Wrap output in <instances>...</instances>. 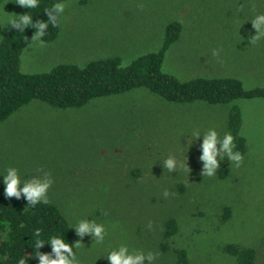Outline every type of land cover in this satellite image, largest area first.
<instances>
[{
	"label": "rangeland",
	"instance_id": "rangeland-1",
	"mask_svg": "<svg viewBox=\"0 0 264 264\" xmlns=\"http://www.w3.org/2000/svg\"><path fill=\"white\" fill-rule=\"evenodd\" d=\"M17 2L0 0V41L13 27L9 19L24 10ZM64 4L57 38L43 44L34 38L22 54L23 72H48L60 64L84 67L110 57L121 58L126 66L160 51L166 27L178 21L182 33L165 54L166 73L182 82L232 77L245 89L264 87V36L253 40L251 23L264 14V0ZM233 107L241 114L243 159L237 166L220 152L215 174L203 175L202 137L193 134L212 128L221 137L230 133ZM169 156L178 162L171 172L164 167ZM8 167L23 177L50 176L48 201L71 226L83 219L105 226L101 244L88 234L77 236L80 264H109L108 252L122 244L132 252L156 254L153 264H236L224 249L238 244L254 249L255 264H264L262 98L178 104L138 88L95 98L80 108L33 101L0 122V173ZM170 221L177 227L171 235Z\"/></svg>",
	"mask_w": 264,
	"mask_h": 264
},
{
	"label": "trees",
	"instance_id": "trees-1",
	"mask_svg": "<svg viewBox=\"0 0 264 264\" xmlns=\"http://www.w3.org/2000/svg\"><path fill=\"white\" fill-rule=\"evenodd\" d=\"M69 0H62L66 2ZM58 0H39L38 7L26 9L21 15L32 16L33 21H47L45 10ZM85 2V0H82ZM19 16L16 19H19ZM26 27V28H25ZM36 29L32 25L12 27L0 41V122L6 121L16 111L33 101H40L57 109L80 108L95 98L124 94L138 88H146L170 103L202 101L210 105L230 104L239 99H264V87L245 89L241 80L232 77H200L182 82L163 70L165 54L181 37L182 24L178 21L166 27L162 48L136 58L129 65H122L119 57L90 62L84 67L75 64H60L48 72L25 73L21 68L24 50L34 39ZM60 31L59 23L48 24L44 43L53 42ZM241 114L237 107L230 111L229 130L234 137L235 151L246 152V141L240 135ZM23 196H4L0 188V258L3 264H16L24 257L27 264H38L35 259L34 230L40 228L41 239L59 235L70 245L78 238L62 210L52 202L27 208ZM5 223L7 227H5ZM170 221L167 232L176 231ZM4 237H7L6 239ZM76 251V249H74ZM225 252L235 258L236 264H255L256 252L238 244H228ZM41 253L51 252L50 245H43ZM182 259L185 253L180 252Z\"/></svg>",
	"mask_w": 264,
	"mask_h": 264
},
{
	"label": "clouds",
	"instance_id": "clouds-1",
	"mask_svg": "<svg viewBox=\"0 0 264 264\" xmlns=\"http://www.w3.org/2000/svg\"><path fill=\"white\" fill-rule=\"evenodd\" d=\"M20 6L26 9H35L38 7L39 0H18ZM65 4L62 0H58L51 6V10H45L48 19L47 21H33L32 16L24 14L19 16V19H9L8 25H12L15 29H19L22 25H32L36 31L32 38H40L45 35L46 29L49 23L56 25L59 23L61 14L64 12ZM253 28L256 30V35L253 36V40H258L264 36V14H258L253 20H251ZM26 28V27H25ZM40 44L44 41L40 40ZM215 54V53H214ZM196 138L202 137V154L200 160L204 162L203 175L212 176L215 174L218 168V162L216 156L218 153H225L231 162H235L239 166L243 159L242 154L239 151H233L236 147L234 144V137L230 133H225L222 137L219 135L215 128L209 129L206 134L201 135L199 132L193 134ZM217 144L220 145L217 148ZM178 166V162L174 156H169L164 160V167L170 172ZM0 177H3L4 184V196L7 198L15 197L19 200L22 196L28 201L27 208H34L37 204L49 203L47 193L50 189L53 180L50 176L40 180L36 177H23L19 169L15 167H8L3 173H0ZM167 194V193H166ZM5 227H7L5 223ZM76 235L81 239L85 234L92 237L96 244L103 243L106 235L105 226L102 223H96L93 220L83 219L78 221L74 226ZM41 229L36 228L34 230V249L36 260L38 264H80V260L77 257V253L74 249L79 248L81 243L79 241L70 245L65 242L64 238L59 235L49 236L47 241L41 239ZM5 239L7 237H4ZM50 245L51 252L41 253L39 249L45 245ZM24 257H26L24 255ZM24 257H19L16 260V264H27V260ZM109 264H144L145 261L148 264H153L156 254L148 252L145 254L142 251L132 252L127 245H120L118 248L112 249L105 257ZM0 264H3V258H0Z\"/></svg>",
	"mask_w": 264,
	"mask_h": 264
},
{
	"label": "crops",
	"instance_id": "crops-1",
	"mask_svg": "<svg viewBox=\"0 0 264 264\" xmlns=\"http://www.w3.org/2000/svg\"><path fill=\"white\" fill-rule=\"evenodd\" d=\"M20 7H21V6H19V8H20ZM17 15H18V14H17ZM17 15H16V16H17ZM17 17H18V16H17Z\"/></svg>",
	"mask_w": 264,
	"mask_h": 264
}]
</instances>
